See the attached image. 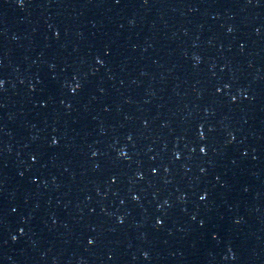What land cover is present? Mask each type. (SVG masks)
I'll return each instance as SVG.
<instances>
[{
    "label": "water",
    "instance_id": "water-1",
    "mask_svg": "<svg viewBox=\"0 0 264 264\" xmlns=\"http://www.w3.org/2000/svg\"><path fill=\"white\" fill-rule=\"evenodd\" d=\"M0 264H264V0H0Z\"/></svg>",
    "mask_w": 264,
    "mask_h": 264
}]
</instances>
